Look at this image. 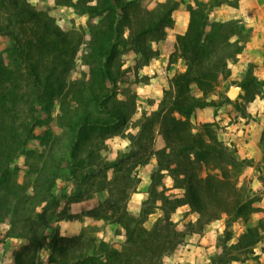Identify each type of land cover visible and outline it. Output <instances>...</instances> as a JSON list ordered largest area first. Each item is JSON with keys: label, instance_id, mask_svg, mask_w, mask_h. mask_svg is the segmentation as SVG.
Returning <instances> with one entry per match:
<instances>
[{"label": "trees", "instance_id": "trees-1", "mask_svg": "<svg viewBox=\"0 0 264 264\" xmlns=\"http://www.w3.org/2000/svg\"><path fill=\"white\" fill-rule=\"evenodd\" d=\"M78 2L87 9L88 17L97 15L99 19L87 25L89 49L84 57L87 71L82 73L80 81L73 83L69 92L67 73L74 64L80 33L74 29H62L53 17L39 13L28 0H0V13L6 20L5 25L0 22V34L10 39V54L15 60L7 64L0 54V205L8 208L11 218H15L18 212L21 214V210L38 208L31 221H27L26 215L23 217L31 229V245L14 254V264H36L35 258L45 244V236L49 248L46 260L68 264L70 238L58 235L53 227L61 200L79 201L93 191L106 189L108 202L115 206L119 194L124 191L117 185L119 174H125L124 160L134 156L143 148L144 140L149 139L139 124L135 134H128L129 151L114 160L96 155L97 144L118 133L128 117L126 109L129 105L118 97L117 89L123 76L122 46L128 44L142 58L141 65H145L152 57L150 41L159 40L164 29L171 24L176 1H161L153 9H139L132 14L133 0ZM209 8L210 5L201 0H194V6L187 5L189 19L186 28L175 34L168 63L180 60L184 69L168 77L171 92L166 105L174 109L177 116L163 118L164 147L152 153L156 159V171L167 170L173 186L183 189L184 199L172 203L168 195L156 191L151 184L148 197L140 202L135 215H131L125 205L118 207L116 221L124 232L123 248L119 251L105 247L104 255H83L75 264H134L138 258L139 262L147 254L152 256L153 252L141 243L167 236L159 225L156 226L161 221L159 218L152 230L142 226L156 209L151 201H160L157 208L163 211L166 219L180 204H187L197 211L214 205L213 195L217 190L213 186H219L217 178L208 171L201 175L197 168L206 169L214 157L227 156L221 154L223 147L218 145L222 143L207 128L210 123H204L203 131H195L191 126L189 118L196 108L215 104L195 97L192 85L203 93L212 89L216 71L224 64L223 59L213 54L223 43L232 47L229 53L232 56L241 50L242 44L237 21L207 22ZM224 28L226 35H222ZM232 35L235 37L230 39ZM56 98L65 102L57 116L61 132L47 146L48 162L40 170L36 169L31 193H19L17 189L21 186L17 175L22 168L15 159L34 152L27 148V144L34 138L33 132L40 123L37 112L42 103ZM109 172L113 174L111 179L108 178ZM130 176L127 173L126 178ZM58 179L70 182L74 190L66 192L61 187L55 192ZM204 185H207L208 197L202 195ZM248 234L259 236V231L255 228Z\"/></svg>", "mask_w": 264, "mask_h": 264}, {"label": "rangeland", "instance_id": "rangeland-1", "mask_svg": "<svg viewBox=\"0 0 264 264\" xmlns=\"http://www.w3.org/2000/svg\"><path fill=\"white\" fill-rule=\"evenodd\" d=\"M28 1L39 13L53 17L62 29H74L80 33L81 41L75 54L74 64L67 73V89L69 88L70 92L73 83L80 81L82 73L87 71V65L84 64V57L89 49L87 25L89 22H96L99 18L97 15L88 17L87 9L78 0ZM161 1L165 0L155 2L133 0L130 14L153 9ZM174 1L177 6L171 14L172 22L164 29L159 40L150 41L152 57L145 65H141L142 58L128 44H124L121 48L123 76L117 83V89L118 97L129 105L126 109L128 117L118 133L110 135L97 144L96 155L102 159L114 160L118 155L129 151L128 134H135L139 124L142 125L143 134L148 135L149 139L144 140L143 148L134 156L124 160L125 174L120 173L117 182L119 189L124 191L119 194L115 206L108 202L106 189L93 191L79 201L61 200L58 207L59 215L53 222V227L58 235L70 238L68 264L78 263L83 255L100 257L97 255H104L105 247L120 251L123 248L124 232L116 221L119 208L125 205L128 212L135 215L140 202L148 197L151 184L156 191H163L168 195L172 203L176 200L182 202L184 199L183 189L173 186L169 172L156 171V159L152 154L161 151L164 147L161 132L163 118L177 116L176 111L166 105L171 92L167 79L175 71H182L184 66L180 60L168 63V55L173 50L175 34L182 32L187 25L189 19L187 5L194 6V0ZM201 1L206 2L207 6L210 5L206 13L207 22L237 21L238 35L242 44L241 50L232 56L229 54L232 47L223 43L213 54L223 59L224 64L216 71V80L212 89L203 93L194 84L192 85V94L195 97L213 101L215 104L209 105L214 111L212 121H198L193 112L189 118L191 126L195 131H203L204 123H210L207 128L222 143L217 145L223 147L221 154L224 153L227 157H214L206 169L197 168L201 175L208 171L217 178L219 186L215 184L213 186L214 190H217L213 195L214 205L197 211L187 204H180L168 214L166 219L163 211L157 208L160 201H151V205L156 206V209L147 216L142 226L152 230V225L158 222L159 218L161 221L159 220L156 226L159 225L167 237L142 242L141 245L153 252L152 256L147 254L139 262L138 258L134 264H264V176L261 173L255 176L252 173H245L249 161L236 159V147L225 144L220 136L221 129L228 124L226 122L235 120L238 116L243 118L250 116L247 107L249 99L254 96V91H258V95L264 98V77L255 75L256 71H264V14L258 12L256 7V1L264 5V0H243L245 14L234 9L235 6L238 8V0H230V4L222 0ZM5 21V16L0 13V22L5 25ZM222 32V35L227 34L225 28ZM234 37L232 35L230 39ZM10 44V39L0 34V54L7 64L15 62L10 54ZM245 44L250 50L255 51L254 54L260 57L262 62L257 64L248 60L245 66L236 63L242 50L247 49ZM230 85L244 86V88L241 86L234 99L226 95ZM62 102L63 100L57 98L52 102L46 101L41 104L37 112L40 123L33 132L34 138L27 144V148L34 152L27 157L20 155L15 159V163L22 168L17 175V181L21 186L17 189L19 193H31L35 171L40 170L42 165L48 162L47 146L51 139L61 132V127L57 125V116L61 107L62 109L65 107V102ZM137 163L139 164L136 165ZM257 166L259 167V161ZM127 173L131 175L130 178H126ZM112 175L109 172L108 178L111 179ZM204 186L202 195L208 197L207 185ZM61 187L66 192L74 190L70 182L58 179L55 192L60 191ZM36 211L38 208L21 210V214L18 212L15 218H11L8 208L0 205V264H14V254L31 245V229L23 217L26 215L27 221H31ZM255 228H261V231L258 229L259 236H250L248 232ZM44 240L45 244L35 258L36 264H62L59 261L46 260L49 252L46 243L48 237L45 236ZM126 250L131 251L128 248Z\"/></svg>", "mask_w": 264, "mask_h": 264}, {"label": "crops", "instance_id": "crops-1", "mask_svg": "<svg viewBox=\"0 0 264 264\" xmlns=\"http://www.w3.org/2000/svg\"><path fill=\"white\" fill-rule=\"evenodd\" d=\"M150 1L155 2L157 0ZM256 7L258 8V12L264 14V5L262 2L259 3L256 1ZM234 9L241 14H245L246 10L244 9L243 0H238V8L235 6ZM185 28H183L182 31H184ZM247 46L248 45L245 44V48L247 49L244 48L245 50H242L240 57L236 59V63L245 66V62L248 60L257 62V64L262 62V59L254 54L255 51L253 52ZM249 52L253 53L250 54ZM255 75L264 77V71H256ZM247 109L250 116L246 118L238 116L235 120L226 122L228 124L221 129L222 134H220V136H222L221 139L225 144H232L236 147V159L249 161L248 164H246L244 172L247 174L252 173L253 176H255V174L257 175L259 173L257 165L261 156V135L264 131V98L260 97L258 94H254L248 101ZM194 114L196 115V119L201 122L212 121L214 118V111L210 106L196 108ZM258 229L261 231V228Z\"/></svg>", "mask_w": 264, "mask_h": 264}, {"label": "built area", "instance_id": "built-area-1", "mask_svg": "<svg viewBox=\"0 0 264 264\" xmlns=\"http://www.w3.org/2000/svg\"><path fill=\"white\" fill-rule=\"evenodd\" d=\"M258 172L264 176V134L262 135L261 141V156L259 158Z\"/></svg>", "mask_w": 264, "mask_h": 264}, {"label": "water", "instance_id": "water-1", "mask_svg": "<svg viewBox=\"0 0 264 264\" xmlns=\"http://www.w3.org/2000/svg\"><path fill=\"white\" fill-rule=\"evenodd\" d=\"M239 90H240L239 85H230L226 92V95L228 96V98L234 99L238 95Z\"/></svg>", "mask_w": 264, "mask_h": 264}]
</instances>
